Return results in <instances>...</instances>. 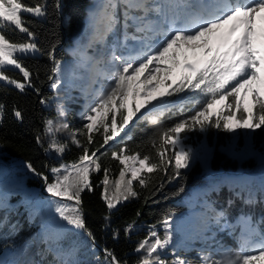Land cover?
Segmentation results:
<instances>
[{
    "label": "snow or ice",
    "instance_id": "6c2138e0",
    "mask_svg": "<svg viewBox=\"0 0 264 264\" xmlns=\"http://www.w3.org/2000/svg\"><path fill=\"white\" fill-rule=\"evenodd\" d=\"M56 8L59 10V2ZM23 14L45 17L46 0H37L34 5L23 0H0V82L21 93L33 89L39 95L40 89L25 61L40 49L31 28L33 21ZM6 32L18 33L21 39L13 41ZM47 56L51 61L47 79L51 81L56 115L44 121L43 136L48 138L45 151L62 157L68 144L59 139L61 134L81 149L75 161L50 169L52 182L31 163L24 165L27 172L43 180L50 198L46 202L47 217L37 206H30L29 214L33 222L40 218L41 239L48 245L41 254L50 253L51 264H83L76 258L75 247L64 249L59 245L58 241L67 234H83L94 247L95 237L83 218L82 193L93 190L91 174L101 172L97 154L121 133L125 142L116 141L119 146L111 151V159L120 165L118 176L111 179L110 170L104 168L98 185L109 213L136 198L137 185L147 188L159 180L163 187L165 179H183L181 170L190 168L198 158L184 143L188 133L210 128L229 133L264 128V0H93L84 32L72 50L74 63L56 59L54 46ZM9 71L18 72L22 79L9 75ZM67 77L82 82L78 87L85 103L80 128H73L67 121L62 102V92L77 86L67 82ZM178 95L192 100L193 112L169 126L161 125V118L176 108L171 98ZM39 102L49 104L45 98ZM3 110L0 105V123ZM13 114L22 120L19 110ZM140 119L156 126L150 137L155 156L133 151L126 142L131 137L125 129ZM97 135L102 143L95 147ZM36 140L42 143L41 134ZM237 183L248 191L246 204L257 202L256 191L264 195V173L255 191L249 187L251 179ZM215 190L213 186L212 191ZM181 191L182 185L175 195ZM5 203L0 195V213L6 212ZM261 224L264 218L253 224L252 217L246 215L231 224L223 210L205 200L191 231H185L175 211L170 210L155 224L148 225L147 235L134 249L139 254L137 264H193L181 253L190 250L196 240L207 245L197 250L201 264H264ZM237 225L241 226L238 248L220 244L221 233ZM134 226L132 223L124 228L125 236ZM8 227L15 230L0 215V232ZM118 237L119 232L114 230L113 239ZM2 246L9 248L7 241ZM23 255L22 248L14 249L10 260L0 254V264H28L21 259ZM31 264L41 262L33 260ZM96 264L121 261L105 248L103 259L97 257Z\"/></svg>",
    "mask_w": 264,
    "mask_h": 264
},
{
    "label": "trees",
    "instance_id": "16d2710c",
    "mask_svg": "<svg viewBox=\"0 0 264 264\" xmlns=\"http://www.w3.org/2000/svg\"><path fill=\"white\" fill-rule=\"evenodd\" d=\"M23 2L34 5L37 0H23ZM57 2L60 4L59 10L56 8ZM46 3L47 15L45 17L37 19L31 15L23 14L27 20L33 21L31 28L36 33V43L40 49V52L36 53L34 57L25 61L26 67L33 73V82L40 89V94L37 95L33 89H26L21 93L0 82V105L4 106L3 121L0 123V161L5 164L4 169L0 170V185H3L0 187V195L4 196L5 202L9 206L6 208V212L0 213V215H3L10 225L15 226V230L8 227L0 232V254L8 252V249H17L39 232L40 218L37 217L33 222L29 208L30 206L41 208V201L49 197L44 190V182L39 176L27 172V170H18L17 167L26 169L24 165L31 163L38 172L48 177L49 182H52L53 176L50 171L52 167L75 161L81 154V149L72 145L68 137L63 134L59 136V139L68 144V149L62 157L57 156L54 152L45 151L48 146V138L43 136L44 121L46 118H54L56 115L55 102L51 99L53 96L50 87L51 81L47 79L51 68V61L48 59L47 53L54 46L56 59L67 62L69 65L74 63L72 50L76 44L72 38L81 26H85L93 0H46ZM5 34L13 41L21 39V35L18 33L6 32ZM76 71L82 72L81 69ZM8 74L22 79L16 71H9ZM76 82H78L76 87L68 88L61 95L67 110V121L73 128H80L74 112L80 98L78 86L82 82L79 80ZM42 98L49 100L48 106L40 104L39 101ZM171 99L185 106L194 104L191 99L187 97L182 99L179 95ZM14 110H19L22 113V120L15 118ZM187 115H189L187 111L175 108L161 118L160 124L169 126ZM155 131L156 126L143 119L136 120L127 131L131 137L126 140L129 148L142 154L155 156L150 140ZM38 133L42 136L40 144L36 140ZM95 139L94 146L98 147L102 143V139L99 135ZM199 140V144L195 145L192 142L184 141L187 147L194 150L198 158L194 160L190 168L181 170L183 179L171 182L165 179L163 187H160L159 180L147 188L137 185V197L121 203L111 213L108 212L102 201V188L98 185L103 177L104 168L110 170L111 179L114 180L118 176L120 165L111 159V151L113 147L119 145L116 141H110L108 146L100 150L97 155L100 156L101 172L91 174L93 190L91 192L86 190L82 193L83 218L87 229L95 237L97 246L94 248V252L84 262L82 261L83 264H96L97 257L102 260L105 248L114 252L121 264H125V262L126 264H137L139 254L134 249L137 243L147 235L148 225L155 224L170 210L175 211L176 218H178L188 208L199 207L204 198H207L217 210H223L227 219L232 218L237 212L249 214L254 224L257 222V213H262V218H264V195L256 191L257 202L251 205L246 204L244 200L248 197L247 189L237 183L238 181L236 183L227 181L231 177L251 179L252 184L249 187L254 191L258 189L259 178L264 173V128L256 130L250 144H245L241 139H238V143L234 144L225 131L216 128L202 132ZM118 141L125 142L121 139ZM105 152L107 155H101ZM207 183L210 184L207 185ZM181 185L183 191L175 195ZM213 186H216L215 191H212ZM190 189L196 191L193 199H188L186 196ZM106 216H108V220H105ZM132 223L135 225L133 230L128 236H125L124 228ZM114 230L119 232L117 239H113ZM260 230L264 231V224L260 225ZM42 232L31 261L51 264L53 256L48 252L41 254L42 250L48 247L41 239ZM222 237L224 245L237 249L233 242L234 234L230 236L223 233ZM4 241H7L9 245L7 251L2 246ZM64 249H69V247ZM181 254L191 260L193 264H200L199 257L194 250H188ZM31 261L28 264H31Z\"/></svg>",
    "mask_w": 264,
    "mask_h": 264
},
{
    "label": "rangeland",
    "instance_id": "374dc122",
    "mask_svg": "<svg viewBox=\"0 0 264 264\" xmlns=\"http://www.w3.org/2000/svg\"><path fill=\"white\" fill-rule=\"evenodd\" d=\"M85 26H81L78 30V32L73 36L72 41L77 44V41L81 39L82 33L84 32ZM89 54L91 55V51H89ZM65 63V62H64ZM65 64H68L67 62ZM66 81L73 84V85H77L78 82H76L75 79H72L71 77H67ZM84 97L82 96L81 92H80V98L78 99V107L76 109V111L74 112L75 114V118L77 119V122L80 124V127H82V121H81V112L83 110V106H84ZM138 103V101H137ZM176 103V108L177 109H182L184 111H187L189 114H191L195 108V104H189V105H183L181 103L175 102ZM141 111L143 112L144 109H141ZM138 116L140 115L139 113L137 114ZM136 120H134L135 122ZM131 126V124L128 126V128ZM128 128L125 129V132L128 131ZM215 129V128H213ZM259 130V129H258ZM256 132V131H255ZM255 132H249L246 129H236L235 132L229 133L226 132V135H229V137L231 138V141L234 144H237L238 139H241L242 142H244L245 144H250L253 139H254V134ZM192 134V136H191ZM202 134V132L199 131H193L191 133L187 134V139L185 141H189V143H193L195 144H199L200 140H199V136ZM191 136V137H189ZM121 137H124V133H121ZM121 137H117L116 140L111 141V142H115L118 141L119 139H121ZM190 139V140H189ZM187 145V144H186ZM264 159V158H263ZM262 159V160H263ZM4 163L2 161H0V170L4 169ZM245 178H241V179H236V178H228L227 181L232 182V183H236L237 181H241L244 180ZM216 183V182H214ZM210 183H207V185H209ZM196 195V191L195 189H190L187 191V198L188 199H193ZM50 198H45L41 201V205H40V209L41 211L44 213L45 217H47V215L49 214V205L46 203ZM205 200H208L207 198H204L202 200V202H200V206L199 207H192V208H188L186 210V212L182 213L181 215H179V217L177 218L178 221L181 223L182 228L185 231H191L192 229V225H194L196 223L197 217L198 215L203 211V204L205 202ZM5 207L8 208V204L5 203ZM241 215H246V216H250L249 214H243L240 212H237L232 218L228 219L229 223L231 224H236L237 219L241 216ZM263 214L262 213H257L256 214V220L259 221L262 218ZM192 222V225L191 224ZM41 228H42V224H41ZM42 231L39 230L38 233H36L34 236H31L27 241L24 242V244L20 247H18L17 249L22 248L24 250V255L21 257L22 260L26 261V262H30L32 260V256L33 253L35 251V249L37 248V244L39 243L40 240V235L39 233H41ZM240 232H241V226L237 225L235 227V229H227L225 230L224 233L231 235H235V240L233 241L235 246L238 248V238L240 236ZM264 232V231H262ZM221 233V237L219 240V243L223 244V237H222ZM59 245L62 248H66V247H75L77 249V256L76 258L79 259L80 261H85L87 259V257L94 252V247L92 246V244L89 242L88 238L86 236H84L83 234H67L63 239L58 241ZM211 243V242H209ZM225 247L231 248L233 250H235L234 248H232L231 246H226ZM207 245H205L204 243H202L199 240H196L195 242L191 243V248L190 250H194L196 252V254L198 255L197 250L201 249V248H206ZM213 248L216 247L215 244L212 245ZM14 249L9 250L6 253H3L2 256L4 259H12L11 256V252ZM7 251V250H6ZM199 257V263L201 264L200 261V256ZM166 258H170L167 257Z\"/></svg>",
    "mask_w": 264,
    "mask_h": 264
},
{
    "label": "water",
    "instance_id": "95a60500",
    "mask_svg": "<svg viewBox=\"0 0 264 264\" xmlns=\"http://www.w3.org/2000/svg\"><path fill=\"white\" fill-rule=\"evenodd\" d=\"M21 170L26 171V169H24V168H21ZM95 247H97L96 244H95Z\"/></svg>",
    "mask_w": 264,
    "mask_h": 264
},
{
    "label": "bare ground",
    "instance_id": "6f19581e",
    "mask_svg": "<svg viewBox=\"0 0 264 264\" xmlns=\"http://www.w3.org/2000/svg\"><path fill=\"white\" fill-rule=\"evenodd\" d=\"M138 103H143V101L138 100Z\"/></svg>",
    "mask_w": 264,
    "mask_h": 264
}]
</instances>
